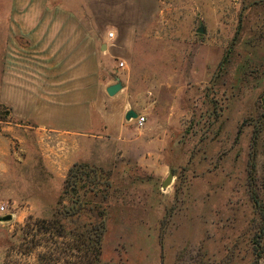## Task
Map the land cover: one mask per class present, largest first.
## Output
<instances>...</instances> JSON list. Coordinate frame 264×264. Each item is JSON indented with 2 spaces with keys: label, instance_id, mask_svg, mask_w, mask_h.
<instances>
[{
  "label": "rangeland",
  "instance_id": "obj_1",
  "mask_svg": "<svg viewBox=\"0 0 264 264\" xmlns=\"http://www.w3.org/2000/svg\"><path fill=\"white\" fill-rule=\"evenodd\" d=\"M43 3L0 0V264L35 262L29 216L57 218L60 264H264V0H149L124 83L150 118L68 169L3 57L4 26Z\"/></svg>",
  "mask_w": 264,
  "mask_h": 264
},
{
  "label": "crops",
  "instance_id": "obj_2",
  "mask_svg": "<svg viewBox=\"0 0 264 264\" xmlns=\"http://www.w3.org/2000/svg\"><path fill=\"white\" fill-rule=\"evenodd\" d=\"M148 1L44 0L25 24L4 26L3 57L13 59L17 85L10 88L24 120L50 139L67 169L92 145L120 139L128 110L146 113L130 106L124 68L138 48ZM116 82L120 90L108 95Z\"/></svg>",
  "mask_w": 264,
  "mask_h": 264
},
{
  "label": "trees",
  "instance_id": "obj_3",
  "mask_svg": "<svg viewBox=\"0 0 264 264\" xmlns=\"http://www.w3.org/2000/svg\"><path fill=\"white\" fill-rule=\"evenodd\" d=\"M68 211H71L72 213L77 212L76 209H69ZM57 224H58V220L55 216L48 218V219H39V218H32L31 216H29L27 218V220L24 222L23 225V231L24 234L26 235V237L29 238V241L34 242V246L33 248L31 246H29L28 250H26L25 252H23V256H28L32 253H34L35 251V262L33 264H60V259H58L57 257L55 258L54 256V237H56V233H57ZM96 239H97V245L95 248V252L96 254L99 253V248H100V244L99 241L101 239V235H102V228L98 230V232H96ZM37 239L43 240L44 242L48 241V243H50L47 246V250L46 252H36L35 250V245H37V242H35ZM39 245V244H38ZM54 246V247H53ZM37 249V248H36ZM65 258H62V263L63 264H74L71 263L68 256L70 254H67V249L65 248V250L63 251ZM97 256V255H96ZM97 258V257H96ZM91 264H98L96 261L94 263Z\"/></svg>",
  "mask_w": 264,
  "mask_h": 264
},
{
  "label": "water",
  "instance_id": "obj_4",
  "mask_svg": "<svg viewBox=\"0 0 264 264\" xmlns=\"http://www.w3.org/2000/svg\"><path fill=\"white\" fill-rule=\"evenodd\" d=\"M197 31H198V32H202V31H203L202 27H199V28L197 29ZM120 88H121V83L116 82L115 84L109 86V87L106 89V91H107L108 95H111V96H112V95H114L117 91H119ZM126 117H127V119L136 118V117H137V113H136L135 111H133V110H128ZM171 179H172V176L169 174V175L165 178V180L163 181V183H162L163 186H166V185L170 184ZM3 219H4V220H10V219H11V215H6V216H4Z\"/></svg>",
  "mask_w": 264,
  "mask_h": 264
},
{
  "label": "built area",
  "instance_id": "obj_5",
  "mask_svg": "<svg viewBox=\"0 0 264 264\" xmlns=\"http://www.w3.org/2000/svg\"><path fill=\"white\" fill-rule=\"evenodd\" d=\"M108 36L109 37H112L113 36V33L110 32L108 34ZM118 66L119 67H122L123 66V62H119L118 63ZM135 120H136V124L137 125L142 126L145 123L146 118H145V115H137V117L135 118ZM4 209H5L4 206L3 205H0V211H3Z\"/></svg>",
  "mask_w": 264,
  "mask_h": 264
}]
</instances>
